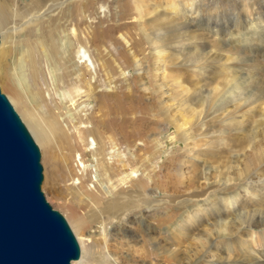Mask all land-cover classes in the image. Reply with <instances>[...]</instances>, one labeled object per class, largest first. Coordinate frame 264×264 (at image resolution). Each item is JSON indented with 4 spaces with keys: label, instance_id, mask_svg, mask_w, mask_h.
<instances>
[{
    "label": "rangeland",
    "instance_id": "obj_1",
    "mask_svg": "<svg viewBox=\"0 0 264 264\" xmlns=\"http://www.w3.org/2000/svg\"><path fill=\"white\" fill-rule=\"evenodd\" d=\"M246 1L195 0L193 14H185L173 13L164 0H150L142 2L140 15L138 0H57L39 8L41 15L31 22L17 18L14 8L0 22V88L26 126L21 109L11 101L5 74L27 47L35 54L55 31L58 39L71 44V56L79 63L84 48L95 58L96 74L83 78V99L68 92L64 103L73 115L75 107L81 112L74 118L83 122L80 128L93 127L102 134L98 146L104 154H95L98 168L79 171L68 159L66 144L53 147L45 157L27 126L41 151L42 191L48 203L68 223L64 203L88 221L83 240L91 253L78 264H100L106 251L129 264H264V243L259 241L264 235V85L253 80L242 84L249 73L264 80V45L245 43L230 29L239 24L233 12L245 10ZM248 1L255 17L264 18V0ZM80 10L83 45L73 18ZM157 31L165 38L157 46L167 57L162 64L152 45ZM259 31L264 43V23ZM93 37L101 45L100 60ZM112 137L119 151L113 149ZM84 140L82 145L74 137L71 141L74 149L83 146V159L90 164L96 147L91 136ZM257 162L260 169L255 170ZM132 172L141 182L127 192L131 183L125 175ZM121 188L126 191L121 193ZM144 193L153 204L141 206ZM92 197L101 204L95 205ZM113 199L121 202V209L126 199L133 206L119 217L99 216L97 209Z\"/></svg>",
    "mask_w": 264,
    "mask_h": 264
},
{
    "label": "bare ground",
    "instance_id": "obj_2",
    "mask_svg": "<svg viewBox=\"0 0 264 264\" xmlns=\"http://www.w3.org/2000/svg\"><path fill=\"white\" fill-rule=\"evenodd\" d=\"M55 1H57V0H36L34 3L32 2L30 4V2L28 3L26 0H23L22 6H20V4H19L20 0H6V2L4 0H0V22L4 23L8 20V17H9V14L11 13L12 8H14L13 11H16V17L17 18H19V19L24 18L26 20V22H31L33 19L38 18L41 15V14H37L39 8H41L44 4L46 5L47 2H55ZM147 1H150V0H138L140 15H143L142 2L146 3ZM189 1L192 3L190 6L188 5V1H186V0H164V2L167 5H169V7L173 13L174 12L178 13L180 11L185 10V12H186L185 14H187L188 12L193 14V11H191V10H192V6L194 5L193 2H195V0H189ZM246 2H247V4L243 5V9H245V10L241 9L240 11L237 10L235 13L233 12V14H235V20L234 21L239 22V24H240V22L242 21V17H243V22H242V25L236 24L234 26V29L230 27L231 32L235 35L241 34L242 40L245 41V43L252 40L254 42H259L261 45H264V43L261 41V31H259V25L261 23H264L263 22L264 18H262V19H260V18L258 19V17L256 18L255 15L253 14L254 9L251 8L250 6H248V2H249L248 0ZM18 7L23 8L24 12H22ZM184 7H186V9ZM147 8L149 10H152L153 5H152V7H150V6L146 7V10H148ZM80 14H83V12H81V10L79 13H74L73 18H74V23H75L74 25L78 26V28H79V29H77V28L75 29L76 38H77L79 44L83 45V36H82L83 33H82V30L79 26L81 24L82 20L78 19ZM141 19H143V17ZM119 27H121V26H119ZM249 29L253 30V32L250 31ZM111 35H113V34H111ZM105 36H107V33ZM155 36H154L155 38L153 39V42H152V45L155 47V48L153 47L154 51H157V53H158V55L156 56L155 59L157 62L159 61V63L162 64L165 60L167 61V59H166L167 57H165L166 55L161 54L162 51L160 50V47H157V46L158 45L161 46L163 39H165V38H164L163 34L158 33V31H157V35H155ZM95 37H96V35H95ZM121 37H122V39H124L126 41V38H125L126 36L124 37L121 35ZM92 40H91V42H93V46H94V48H95V50L99 56V57L97 56V58H99L98 60H100V56L103 54L101 52V45H100V47H98L99 42H97L96 38L93 37ZM100 41H101V39H100ZM240 43L242 44L241 41H240ZM3 48H4L3 45H1L0 62H2V58L4 56V49ZM32 50L33 49L27 47V50H26L24 56L22 55L23 57L20 60V62L17 63L16 65H14L12 62L11 63L12 70L9 69L7 74H5L3 71V73L7 77L6 87L11 94V101H13L15 103V105H17L21 109L23 119H24L25 123L27 124L28 128L30 129V131L32 132V134L34 135L35 139L38 141V144L43 149L45 157H47L48 155L50 156L52 154L51 152H52L53 147H57L59 144L60 145L66 144L69 146L68 148H70L69 149L70 152L68 153V159H70V161L72 162L74 167H75V163H76L77 169L79 171H83V172L87 173L88 171L85 170V167H87V169L88 168H98V163L96 162L95 154H97L98 152H100V154H104V150H103L104 148L102 146H98L103 141L102 134L98 131V129L97 130L92 129L93 127L87 128L85 130L80 128L79 126L82 125L83 122L82 121L75 122L74 118H76L77 114H80L81 112L78 110L77 107H75L74 112H76L75 113L76 115H73L71 113V110L68 109L67 105H65V103H64L66 98H67L65 96V94L68 92L72 95L74 94L75 98L83 99V97H81V93H80L81 88H83V78L87 79L88 76L93 77L97 72V66L95 64L94 56L89 53V50L87 48H84L85 54H83L84 52L82 50L80 53V59H82V61H81V63H79L75 58H73V56H71V54H73V53H71V52H73L71 44L68 41L60 40V38L58 39V36H56L55 31H51L49 33L45 44L43 43V45L40 47V49L36 50L35 54L32 52ZM36 54H37V56H35ZM132 56L134 57L133 54H132ZM83 59H84V61H83ZM202 59L203 58H201V60ZM199 60H200V58H199ZM83 62H85L86 70H83ZM247 75H248V73H247ZM249 75H252V76L250 77ZM249 75L247 76V78L242 83L243 85L246 86L252 80L254 83H257L259 85L260 84L264 85V80H261L262 77H260V80H259V78L256 76L258 74L255 75V74L249 73ZM87 83L89 84V86L92 85L91 80H87ZM65 86H70L71 87L70 90L61 91L60 88L65 87ZM52 91L54 93L58 94V97H59L58 100H55L53 98L52 93H51ZM263 91H262V93H263ZM257 92H259V91H257ZM48 96H49V98H48ZM251 97L253 99L252 101H255L256 99L254 100V98H257V95L252 93ZM82 104H83V102L78 103L79 106ZM80 108H81V106H80ZM108 123H109L110 127L114 126V121H111V123L110 122H108ZM71 128L75 130V134H73L72 137H74L78 141L77 143H79L81 145H82L83 141H85L84 138L86 136H91V145L95 146L96 148L91 151L92 159H90V164H87L86 163L87 161L85 162L83 159V155H85V154H83V149H82L83 146L81 148H78L76 146V149H74L75 147L72 145L73 143L71 141L72 137L69 135V131L71 130ZM111 141L113 142V149L119 151V147H118L119 145L116 142L115 138L113 139V137H112ZM60 149H61V146H60ZM72 152L74 154H72ZM87 157H88V155H87ZM256 161H258V160H256ZM258 162H260V161H258ZM258 162L255 164V165H257L254 167L255 170H257ZM260 165H261V163H260ZM248 166H250V168L253 169L252 168L253 163H251V165H248ZM123 167H124V169H126L125 165H123ZM261 167H263V166H261ZM46 177H47V175H46ZM81 178L83 180V176H81ZM125 179L127 180V183H128V181L131 183L127 192H130L136 184L141 182V179L136 178V176H134L133 172L126 174ZM52 180H53V178L51 177L50 187H52ZM48 181H49V178L47 177L46 184H48ZM121 191H123L121 193H124V191H126V190H124V188H121ZM53 192H54L53 194L55 195V197L59 196V193H57V190H55ZM119 193H120V191H119ZM89 196H91V195H89ZM92 196H94V194ZM109 196H110V194H109ZM126 197H128V196H126ZM96 198L92 197L91 199H93V201H94ZM109 200H110V198H109ZM154 201L155 200H153L152 197H148L146 195V193H144V196L142 199L139 200V203L141 204V206L144 207V206H149V205L153 204ZM97 202L98 201L96 199L95 205L99 206V204H101V203L99 202V204H98ZM120 203H121L120 201L117 202L115 199H113L111 201V203H108V204L106 203V204H103V206L101 208L99 207L97 209L96 213H98L99 216L103 215L104 213H110V215H112L114 217L115 216L119 217L121 215L120 214L121 211L124 214V212H127L126 210H128L130 206H133L131 199L128 201L126 199V201L124 203L125 206L122 209H121L122 205ZM63 209H64L65 213L67 214V216L69 217V221H70L69 223L73 227V229H74V231L78 237L79 244L81 247V258H80V260L72 263V264H78V262H80L83 259V257H85L84 255H86V254L88 255V253H91L90 247H88L87 244L83 240V236L85 234L84 230L87 227L88 221L85 220V218L82 215H80L77 211L68 207L67 204H65V203L63 204ZM112 216H110V217H112ZM100 218L101 217H99V219ZM99 219H98V221H99ZM107 221H108V219H107ZM260 223L263 224V227H264L263 219H262V222H260ZM259 226H260V224H259ZM103 236H102V238H103ZM101 239H100V241H101ZM102 241L105 242L104 240H102ZM259 241H262L264 243V235H263V239L259 238ZM96 243H97V241H96ZM102 244H104V243H102ZM99 245L101 246L100 243H99ZM96 246H98V245H96ZM107 247H108V245H107ZM112 248H113V246H112ZM101 249L103 250L102 247H101ZM105 249H107V248H105ZM114 250H115V248H114ZM112 254H113V252H112ZM112 254L108 251L103 252L104 260L102 259V261H100V264H125V263L129 264L127 261V258H121L122 260L119 261L120 259L117 260V258H115ZM92 258L94 260L97 259L96 255L93 256ZM255 264H256V262H255Z\"/></svg>",
    "mask_w": 264,
    "mask_h": 264
},
{
    "label": "water",
    "instance_id": "obj_3",
    "mask_svg": "<svg viewBox=\"0 0 264 264\" xmlns=\"http://www.w3.org/2000/svg\"><path fill=\"white\" fill-rule=\"evenodd\" d=\"M41 159L35 139L0 88V264H72L81 258L69 223L42 191Z\"/></svg>",
    "mask_w": 264,
    "mask_h": 264
}]
</instances>
